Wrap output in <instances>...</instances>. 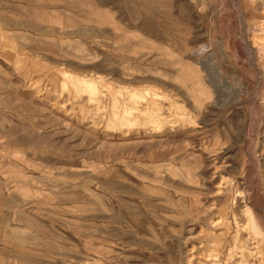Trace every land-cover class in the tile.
<instances>
[{"label":"rangeland","instance_id":"obj_1","mask_svg":"<svg viewBox=\"0 0 264 264\" xmlns=\"http://www.w3.org/2000/svg\"><path fill=\"white\" fill-rule=\"evenodd\" d=\"M0 264H264V0H0Z\"/></svg>","mask_w":264,"mask_h":264},{"label":"bare ground","instance_id":"obj_2","mask_svg":"<svg viewBox=\"0 0 264 264\" xmlns=\"http://www.w3.org/2000/svg\"><path fill=\"white\" fill-rule=\"evenodd\" d=\"M163 118L160 116V120H162ZM215 224H217V221H216V223ZM255 249V248H254ZM214 257V256H213ZM250 261V260H249Z\"/></svg>","mask_w":264,"mask_h":264}]
</instances>
